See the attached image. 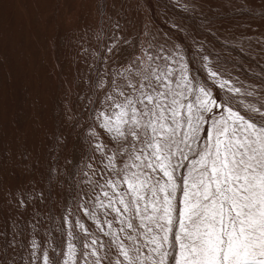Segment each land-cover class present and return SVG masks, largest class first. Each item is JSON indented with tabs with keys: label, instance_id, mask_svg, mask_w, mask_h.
Returning <instances> with one entry per match:
<instances>
[{
	"label": "rangeland",
	"instance_id": "rangeland-1",
	"mask_svg": "<svg viewBox=\"0 0 264 264\" xmlns=\"http://www.w3.org/2000/svg\"><path fill=\"white\" fill-rule=\"evenodd\" d=\"M179 54L191 76L211 86L208 64L259 101L264 0H0V264H43L44 250L67 252L69 231L77 264L93 251L122 260L124 217L101 187L117 179L105 165L118 148L98 115L133 62L178 67Z\"/></svg>",
	"mask_w": 264,
	"mask_h": 264
},
{
	"label": "snow or ice",
	"instance_id": "snow-or-ice-1",
	"mask_svg": "<svg viewBox=\"0 0 264 264\" xmlns=\"http://www.w3.org/2000/svg\"><path fill=\"white\" fill-rule=\"evenodd\" d=\"M169 59L133 62L123 85L112 81L116 94L105 96L109 111L98 115L118 148L105 165L117 179L101 186L112 189L103 196L124 217L120 231L130 242L115 237V264H264V96L248 100L257 94L205 64L210 86L190 75L182 54L178 67ZM68 235L67 252L53 249L50 259L44 250L43 264H77L76 237Z\"/></svg>",
	"mask_w": 264,
	"mask_h": 264
}]
</instances>
